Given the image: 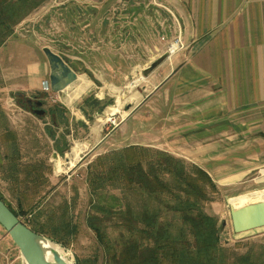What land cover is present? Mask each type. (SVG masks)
Wrapping results in <instances>:
<instances>
[{
	"label": "rangeland",
	"instance_id": "obj_1",
	"mask_svg": "<svg viewBox=\"0 0 264 264\" xmlns=\"http://www.w3.org/2000/svg\"><path fill=\"white\" fill-rule=\"evenodd\" d=\"M34 1L11 0L9 10L25 15L11 26L0 45V197L14 211L21 198L27 211L39 202V211L30 214L29 226L64 250L71 264H110L121 244L116 213L127 203L136 211L141 200L135 192L126 194L106 179L96 183L98 190L91 194L89 180L107 172L97 160L111 153L141 155L142 149L167 153L161 147L164 136L158 132L172 107V95H165L164 88L174 77L163 81L177 64L172 58L181 48L178 23L167 0H106L95 6L73 0H43L34 6ZM172 44L176 45L174 53L169 52ZM43 48L58 55L77 79L82 76L87 81L84 93L69 106L64 98L78 80L62 93L51 92L49 86L43 91L49 75ZM157 60L160 63L147 70ZM134 93L140 95L136 103L131 100ZM108 99L112 104L99 114L85 105ZM117 100L123 102L120 112L107 115L106 109ZM27 101L40 102L44 115H33ZM77 114L87 126L75 123ZM86 127L91 134L82 140ZM76 143L86 147L68 167ZM171 143L177 153L171 156L194 164L192 156L180 152L192 141L182 140L180 147ZM59 166L63 169L58 170ZM224 175H208L215 190L204 205L205 212L217 220L220 246L230 258L248 256L252 263L264 264V227L234 234L229 215L235 197L264 189V182L257 181L264 173L246 174L227 186L226 180L217 179ZM93 216L102 243L87 226ZM3 236L9 238L4 230ZM8 240L9 261L0 264L13 260L24 264L20 251Z\"/></svg>",
	"mask_w": 264,
	"mask_h": 264
},
{
	"label": "crops",
	"instance_id": "obj_2",
	"mask_svg": "<svg viewBox=\"0 0 264 264\" xmlns=\"http://www.w3.org/2000/svg\"><path fill=\"white\" fill-rule=\"evenodd\" d=\"M73 1L95 6L106 0ZM167 1L178 23L181 48L163 81L174 77L164 88L173 100L158 132L164 136L162 149L177 155L171 142L180 147L182 140L192 141L180 152L192 156L194 165L210 177L225 174L217 177L226 180L225 186L246 174H263L264 0ZM75 123L87 126L82 115L77 114ZM86 128L82 140L91 134ZM262 194L264 189L249 192L235 202ZM8 239L0 237V263L8 260Z\"/></svg>",
	"mask_w": 264,
	"mask_h": 264
},
{
	"label": "trees",
	"instance_id": "obj_3",
	"mask_svg": "<svg viewBox=\"0 0 264 264\" xmlns=\"http://www.w3.org/2000/svg\"><path fill=\"white\" fill-rule=\"evenodd\" d=\"M41 1L36 0L32 5ZM11 4V0H0V45L11 26L25 15L24 11L12 13L9 10ZM85 103L99 114L112 104V100ZM142 150L141 155L134 151L115 152L99 158L97 162H103L107 172L89 180L91 194L95 195L98 190L96 183L106 179L110 183L116 182L115 187L126 194L135 192L141 200L136 211L127 203L123 211L116 213L120 221L121 244L118 243V252L111 255L110 264H254L248 256L230 258L227 250L221 248L217 220L204 210L215 190L208 174L163 151ZM59 153H63L60 148ZM0 201L24 226L41 235L29 226L30 214L39 211V202L27 211L21 198L14 211L2 197ZM94 220V216L89 218L87 226L102 243V233Z\"/></svg>",
	"mask_w": 264,
	"mask_h": 264
},
{
	"label": "water",
	"instance_id": "obj_4",
	"mask_svg": "<svg viewBox=\"0 0 264 264\" xmlns=\"http://www.w3.org/2000/svg\"><path fill=\"white\" fill-rule=\"evenodd\" d=\"M42 53L47 61L49 68L48 86L53 93L62 91L77 81V76L63 62V60L48 48H43ZM160 63V60L153 62L147 68L151 71ZM27 105H31L27 101ZM35 107L41 105L36 102ZM37 117L44 115V111L34 109L31 112ZM232 232L240 234L247 231L264 227V201L258 205L247 206L229 212ZM0 227L9 236L12 243L20 251L26 264H52L43 257L40 241L41 237L24 226L0 201Z\"/></svg>",
	"mask_w": 264,
	"mask_h": 264
},
{
	"label": "bare ground",
	"instance_id": "obj_5",
	"mask_svg": "<svg viewBox=\"0 0 264 264\" xmlns=\"http://www.w3.org/2000/svg\"><path fill=\"white\" fill-rule=\"evenodd\" d=\"M176 51V45L172 44L169 48L170 53H174ZM78 81L76 82V85L74 86L73 90L66 94V97L64 98V102L69 106L73 102H75L83 93H84V88L87 84V81L84 77H79L77 79ZM71 86V85H70ZM68 87H66L63 91H65ZM62 91V92H63ZM115 91V90H114ZM131 100L134 101L135 103L140 100V95L138 93H134L131 95ZM124 100V99H123ZM122 101V100H121ZM119 100L116 101L115 106L109 107L106 109V114L107 115H112L120 112L121 106L123 102ZM123 118V117H122ZM103 121V120H102ZM101 121V122H102ZM96 131H100V127L96 128ZM95 133V131H94ZM84 144L76 143L74 147L71 149L68 161L66 163V166L71 167L73 162L77 160L78 154L86 147H84ZM63 168L61 166L58 167V170H62ZM264 179V178H263ZM264 201V194L262 195H257L248 199H244L241 201L234 202L229 205V212L231 210H237L243 207L247 206H254L258 205L261 202ZM41 241L39 243L43 257L48 260L49 262H52V264H71L68 255L62 250L59 246L54 245L49 243L43 238H40ZM24 264L25 260L23 259Z\"/></svg>",
	"mask_w": 264,
	"mask_h": 264
},
{
	"label": "built area",
	"instance_id": "obj_6",
	"mask_svg": "<svg viewBox=\"0 0 264 264\" xmlns=\"http://www.w3.org/2000/svg\"><path fill=\"white\" fill-rule=\"evenodd\" d=\"M42 85H43V86H42V90L45 91V92H47V90H48V85H47V84H42ZM106 121L109 122V121H110V118L106 119ZM110 124H111V125H114V121L111 120V121H110Z\"/></svg>",
	"mask_w": 264,
	"mask_h": 264
},
{
	"label": "flooded vegetation",
	"instance_id": "obj_7",
	"mask_svg": "<svg viewBox=\"0 0 264 264\" xmlns=\"http://www.w3.org/2000/svg\"><path fill=\"white\" fill-rule=\"evenodd\" d=\"M36 102H31V105L29 106V109H30V111H32V110H34V109H40L41 107H42V105H40L39 107H35V104Z\"/></svg>",
	"mask_w": 264,
	"mask_h": 264
}]
</instances>
